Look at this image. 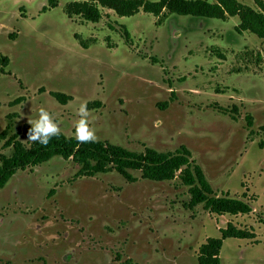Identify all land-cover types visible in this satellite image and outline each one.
Segmentation results:
<instances>
[{"label": "rangeland", "instance_id": "374dc122", "mask_svg": "<svg viewBox=\"0 0 264 264\" xmlns=\"http://www.w3.org/2000/svg\"><path fill=\"white\" fill-rule=\"evenodd\" d=\"M238 1L264 9V0ZM76 2L83 0H0V59H10L0 64V133L31 127L43 107L75 137L86 103L95 141L137 153L185 146L216 194L253 212L190 209L178 179L153 182L138 171H130L133 183L115 171L78 177L79 165L55 157L0 190V264H199L201 246L229 224L256 238L226 239L221 264H264V40L238 34L239 17L165 12L159 21L105 9L89 23L69 17ZM50 92L73 100L63 105ZM96 101L101 108H88ZM12 153L0 143V155Z\"/></svg>", "mask_w": 264, "mask_h": 264}, {"label": "trees", "instance_id": "16d2710c", "mask_svg": "<svg viewBox=\"0 0 264 264\" xmlns=\"http://www.w3.org/2000/svg\"><path fill=\"white\" fill-rule=\"evenodd\" d=\"M55 1H52L54 4ZM56 7V6H54ZM110 10L119 17H132L143 11L159 18L163 14L192 16L205 19H218L226 21L230 17H239L240 24L235 28L240 35L251 33L264 40V9L262 12L239 2L238 0H217L211 3L208 0H83L70 6L69 17L80 16L86 22L99 23L103 18V11ZM162 23V22H161ZM220 60H225L220 54ZM10 63L8 57H2L0 64L7 67ZM2 72L4 71L1 69ZM43 92L44 89H41ZM58 102L63 105L73 100L71 96L50 92ZM25 101L21 97L12 105H18ZM97 106L101 108V102H93L88 108ZM167 104L165 105V108ZM16 117V115H15ZM14 118L13 115L8 117ZM252 124L253 117H246ZM31 127H24L14 135H9L11 126L8 125L0 133V143L4 142L5 148H12L11 156L0 155V190H2L13 176L19 171L34 169L55 157L72 160L80 166L78 177H94L97 174H107L113 171L120 174L128 182H136L130 171L141 172V178L153 182H168L180 180L181 184L189 189L191 196L188 207L194 209L200 205L204 210L218 216L224 215H249L253 208L242 199L232 198L229 194L218 195L208 182L202 168L192 160V153L185 146L174 152H158L146 147L144 152L137 153L121 146L107 142L93 141L81 143L75 137H67L60 132L53 136L47 146L33 142L26 147L20 140V136L28 137ZM264 130V126L262 128ZM263 146V145H262ZM220 238H210L199 250V264H221L220 254L224 241L229 238L252 240L256 238L254 232L242 230L229 224L227 228L220 230Z\"/></svg>", "mask_w": 264, "mask_h": 264}, {"label": "clouds", "instance_id": "9594fccd", "mask_svg": "<svg viewBox=\"0 0 264 264\" xmlns=\"http://www.w3.org/2000/svg\"><path fill=\"white\" fill-rule=\"evenodd\" d=\"M81 118L75 124V138L81 142H93L96 140L95 130L89 127L87 116L89 115L87 104H81L78 113ZM31 128L28 133V139L32 142H39L47 146L49 140L53 136L60 134V125L55 122L51 114L45 109L41 108L39 112V119L28 121Z\"/></svg>", "mask_w": 264, "mask_h": 264}, {"label": "crops", "instance_id": "0c3cea01", "mask_svg": "<svg viewBox=\"0 0 264 264\" xmlns=\"http://www.w3.org/2000/svg\"><path fill=\"white\" fill-rule=\"evenodd\" d=\"M108 13L107 14H109L111 11H107ZM263 41V40H262Z\"/></svg>", "mask_w": 264, "mask_h": 264}]
</instances>
